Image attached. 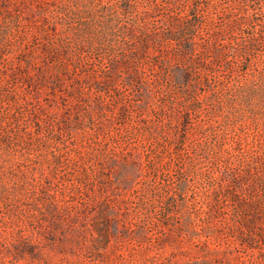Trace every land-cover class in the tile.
I'll return each mask as SVG.
<instances>
[{
    "label": "rangeland",
    "instance_id": "1",
    "mask_svg": "<svg viewBox=\"0 0 264 264\" xmlns=\"http://www.w3.org/2000/svg\"><path fill=\"white\" fill-rule=\"evenodd\" d=\"M132 1L120 22L135 23L139 32L138 17L153 8L152 0ZM247 1L191 0L204 21L200 49L214 31L242 21L215 43L222 52L212 65V53L205 55L201 73L191 79L194 98L179 93L174 101L180 106L164 107L154 87L152 102L141 108L138 83L119 79L115 93L87 88L94 107L57 132L54 121L71 117L62 109L67 99L21 59H43L39 44L56 22L64 38L77 40L87 2L70 3L66 14L52 7L37 18L29 9L42 0H0V264H264V241H239L251 217L239 214L225 192L231 189L235 200H243L244 187H235L228 172L251 166L259 177L255 192L264 195V0ZM173 9L163 4L149 25L161 31ZM98 42L95 37L94 46L82 45L92 59L110 57L96 49ZM151 74L153 83L156 71ZM41 103L55 109L46 125L38 120ZM117 136L146 163L143 178L124 195L117 194L115 170L108 172L106 194L96 175L106 149L118 148ZM100 196L122 204L130 219L95 259V241H74L49 207L54 200L70 205ZM254 218L249 232L264 235V212Z\"/></svg>",
    "mask_w": 264,
    "mask_h": 264
},
{
    "label": "trees",
    "instance_id": "2",
    "mask_svg": "<svg viewBox=\"0 0 264 264\" xmlns=\"http://www.w3.org/2000/svg\"><path fill=\"white\" fill-rule=\"evenodd\" d=\"M74 1L77 0H42L39 5L30 6L29 10L32 16L37 18L41 12L52 7L66 14L70 3ZM243 1L248 5L247 0ZM86 2L87 11L83 25L76 33L77 40L69 41L64 38L63 31L59 30V23L56 22L51 27L48 37L39 44L43 59L40 61L35 56L29 61L21 59L41 73L40 82L51 81L58 96L67 99L63 102L62 109L68 110L71 117H68L67 122L61 118L54 121L57 132L70 129L72 122L81 119L86 107H94L87 99V88L92 87L101 93L108 91L115 93L119 79L128 83H138V93L143 97L142 103L139 104L141 108L152 102L155 97L154 87L160 88L161 96L165 98L164 107L170 106V103L180 106L181 102H175L174 99L179 93L185 98L194 96L191 79L197 72L201 73L205 64V55L208 52L212 53L211 58L207 60V63L212 65L222 52L215 43H218L225 33L235 31L237 26L242 24V21H238L225 29L214 31L211 41L200 49L197 36L204 28V21L198 15L199 6L191 3V0H161V2L152 0L150 5L153 8L145 9L138 17V22H142L139 32L135 31V23L125 25L120 22L124 13L133 9L132 0L106 2L103 0L102 3H97V0H86ZM163 4L171 9L174 8L172 10L174 14L168 16L164 21L163 29L157 31L149 23L153 14L160 10ZM178 8L182 9L181 13L177 11ZM95 37L99 40L96 49L109 52L110 55L112 53L110 57L101 56L100 59H92L87 54L82 44L94 46ZM135 42L138 44L133 46ZM248 44L252 48L257 45L252 41ZM198 50L199 56L203 55L200 60H198ZM151 69L156 71L157 76L154 77L156 79L153 83ZM169 85L170 88L174 85L178 89L173 91ZM119 97L116 96V99L119 100ZM97 102L99 104L97 108L103 109L104 112L106 110L104 103ZM111 104L113 105V102ZM123 110L126 111V108ZM40 111L44 114L43 117H38L41 125H46L49 114H55V109L44 103L40 104ZM115 142L118 148L106 149L104 157L97 165L96 175L106 194L110 180L108 172L115 170L111 177L113 180L116 179V184H119L117 194L124 195V192L136 184L138 178H143L142 170L146 163L141 155H134L128 147L122 145L120 136H117ZM105 145L107 143L103 146ZM131 160H136L138 163H133ZM228 173V176L234 179L235 187H244L245 198L235 200L237 195L233 190L226 189L225 192L232 201H235L239 214L245 211L244 213L247 212L251 217L247 219L248 225L244 226L247 232L243 231L241 237H238L239 241L255 239L264 241V235L251 234L252 229L249 232L250 227L256 225L254 217L264 212V195L255 192L259 178L257 172L249 166L238 173ZM105 196H100L101 199L96 202L77 203L73 199L69 202L70 205L54 200L49 207L55 222L62 225L68 232L66 234H70L74 241H95L91 247L95 259L100 258L102 255L99 253L105 251V241H111L116 236L120 224L126 225L130 219L122 204L106 199ZM76 246L82 245L77 243Z\"/></svg>",
    "mask_w": 264,
    "mask_h": 264
}]
</instances>
